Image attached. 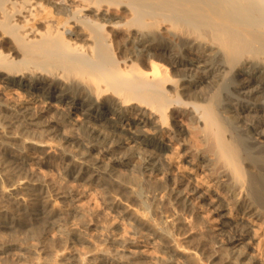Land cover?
Segmentation results:
<instances>
[{"label": "bare ground", "instance_id": "bare-ground-1", "mask_svg": "<svg viewBox=\"0 0 264 264\" xmlns=\"http://www.w3.org/2000/svg\"><path fill=\"white\" fill-rule=\"evenodd\" d=\"M0 112L77 149L46 188L14 152L37 139H0V174L40 191L6 183L0 264H241L216 246L244 233L264 264V0H0Z\"/></svg>", "mask_w": 264, "mask_h": 264}, {"label": "rangeland", "instance_id": "rangeland-1", "mask_svg": "<svg viewBox=\"0 0 264 264\" xmlns=\"http://www.w3.org/2000/svg\"><path fill=\"white\" fill-rule=\"evenodd\" d=\"M198 66L200 68H202V65H198ZM31 111L32 110H29L28 112L31 113ZM172 115H173V119H175L178 122H183V121L187 120L186 113H182L181 109L180 110H173ZM21 117H22L21 115L20 116H15V115L11 116L10 114L4 113V112H0V123L5 124V126H6V128H3L2 125L0 124V139L1 140L4 139L5 141L6 140L7 141H11V140L12 141H17V140H20L21 138L24 139L23 138L24 136H25V138H27L28 136L33 137V138L35 137L37 139V140L33 141V143H35V144H33L31 142L32 140H28L25 143V145H27V147H30V148L31 147L35 148V145H36L35 149L31 148L29 153H28V151L24 150V151H22V154L17 152V151H14L16 155L14 154V152H13V154L15 156L19 155L18 157H22V155L26 156V158L28 159V163H27L28 174H30L32 176H33V174L34 175L38 174L37 176H39V177H41V179H43L42 181L44 183L43 182L42 183L44 185L47 184L46 188H48V186H51V185H52L51 187H54V185H58L59 184L58 182H60L59 178H60V176L62 174L61 170L63 169V166H64V164H63L64 160L62 159L63 155L61 153H64V155L71 153V151L77 153V151H76L77 149L74 148V145L71 144L70 140H67V139H65V140L62 139L61 140V138H60L61 136H59L57 133H54L52 131V128L47 123L43 122L44 118H43V120L42 119L40 120V123H42V122L43 123L40 126L38 125V126L35 127V125L34 126H30L28 123L32 122L31 124H35L38 121H34L33 122L32 120H30L31 116H28V119H25L24 117L21 118ZM117 128L118 129H128L127 127H123L122 128L121 124H117ZM143 130H144V132H143V134H141V136L148 137L149 139H153L154 138L155 134L152 131L148 133L147 129L144 128ZM131 131H132V133H134L133 132L134 130H131ZM62 133H63V135L66 138H71V137L75 136V134L72 133L69 129H66V130L64 129L62 131ZM9 136L13 137V138H7ZM41 141H44V142H41ZM163 141H164L165 145H167L168 147L173 146V142L169 141L167 138L163 139ZM126 144H127V142L123 143V144H117V143L116 144H111V145L109 144V145H107V147L102 148V149L106 150L107 148L111 147V149L116 150L117 152H124V151L127 150V147H125ZM97 145H98L97 143L93 142L92 144H89L88 146L89 147H93V146H97ZM186 151H187L186 148L182 149V155L187 160H192L191 157L189 156V154ZM28 155H29V157H28ZM130 155H132V156H130L131 157L130 159L134 160L135 162H138L141 159V156L137 155L136 153L135 154L130 153ZM1 165L2 164H0V168H1ZM5 176H7V177H5ZM0 177L2 178V180H0V201H1L0 206L3 205V206H6L8 208L9 205H10V203L8 205V202H10V200L6 196V193L4 191V189L6 188L5 186L13 185V187L11 186V189L13 188V192H17L18 193V194L16 193L15 196L18 197L19 199H24V198H21V197H26L25 198L26 201H24L26 203H28L29 201H30L29 203L34 202L33 199H36V197H37L35 194L40 192L38 190L37 191L34 190L35 192L33 194V192H31V191H33V189H35V187H36L35 185L32 186L29 183L28 184H20V183L18 184V182L16 181L17 179H15V177H12V179H9L8 175H6V174L4 176H2L0 174ZM13 179L16 181V183H15L16 185L13 184L15 182V181H13ZM4 180H6V181H4ZM6 183L9 184V185H7ZM64 183H65V181H64ZM96 185H97V183H95V186ZM66 186L71 187V184L68 182L66 184ZM87 190H89V187L87 188ZM3 194H4V196H3ZM29 194H31V195H29ZM89 194H90V192H88L87 195H89ZM45 196H46V194H45ZM91 197L92 196H88L87 197L86 195H84L82 204L88 203L89 206L92 205L93 201H92ZM101 198L102 197L99 196V199L102 201ZM104 206L105 205L102 202V207L100 209L102 210V208H104ZM3 208H5V207H3ZM165 210H166V215L170 214L171 210L168 209V206H166ZM229 217L230 216L227 215V216L224 217V219L227 220V219H229ZM240 218L241 217H238V219H240ZM245 220H246V218H245ZM257 221L263 225L262 229H261V233H262V231L264 230L263 229L264 228L263 219L262 220L261 219H257ZM221 226H223V224H221L218 228H221ZM248 227L251 230H255V228H258V227H255V224L254 225H248ZM227 228L228 227H226L225 229L227 230ZM228 230H230V229H228ZM200 233L201 232L196 233L197 234L196 236H198L199 238L201 237V234H202V233L201 234ZM244 234L241 237L237 236L236 238H234L233 239V241H234L233 245H229L227 243H224V244L219 243L216 246L217 247L216 249L219 250L221 253L223 252V254L230 253V255L228 256V261L231 260L232 262H235V263H237L239 261V262H241V264H260V262H257L256 260L254 262H250L248 259H242V258L237 260V257H238L237 254H238L239 245H240L239 243L245 239L243 237L248 236V233H246L245 235ZM190 235L191 234L189 233L185 237L183 236V239H185V242H187L189 240ZM236 235H239V232H237ZM49 238L50 237L48 236V239ZM140 241H143V240H140ZM245 241L248 242L249 240L246 239ZM257 242L258 241L256 239H254V242L251 243V246L252 247H256ZM140 243H142L141 246H144L143 242H140ZM141 250H147V248H141ZM151 252H152V249H149V252H146L144 254V259L146 261H151V258H152L151 256H152V254H154V253L151 254ZM190 252L191 251H189V252L185 251L186 255H189V254L192 255V252L191 253Z\"/></svg>", "mask_w": 264, "mask_h": 264}]
</instances>
